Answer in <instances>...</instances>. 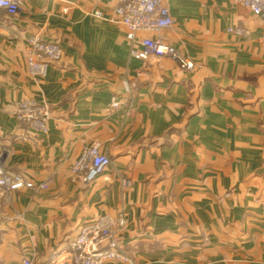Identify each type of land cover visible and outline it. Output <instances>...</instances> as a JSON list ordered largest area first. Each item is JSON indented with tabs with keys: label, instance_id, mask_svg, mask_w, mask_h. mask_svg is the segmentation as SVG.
Masks as SVG:
<instances>
[{
	"label": "crops",
	"instance_id": "crops-1",
	"mask_svg": "<svg viewBox=\"0 0 264 264\" xmlns=\"http://www.w3.org/2000/svg\"><path fill=\"white\" fill-rule=\"evenodd\" d=\"M116 4L0 8V174L48 182L0 189V264H61L85 223L121 211L133 264H264V20L232 0H169L175 24L164 35L193 60L186 71L132 57ZM33 34L64 52L40 80L26 65ZM27 98L49 105L46 133L17 118ZM93 142L110 164L73 181Z\"/></svg>",
	"mask_w": 264,
	"mask_h": 264
},
{
	"label": "built area",
	"instance_id": "built-area-1",
	"mask_svg": "<svg viewBox=\"0 0 264 264\" xmlns=\"http://www.w3.org/2000/svg\"><path fill=\"white\" fill-rule=\"evenodd\" d=\"M169 0H117L113 21L124 26L126 38L130 43L132 57L143 60H159L165 57L176 61L186 71L194 68V62L178 48L169 43L164 31L175 24L168 4ZM248 7L250 11L264 20V0H232ZM22 7V0H0V8L15 15ZM67 11V9L65 10ZM102 16V11H95ZM142 33H154L142 36ZM26 65L29 74L36 80L46 77L50 65L63 57V48L59 42L44 40L38 34L29 36ZM127 93L134 89V83L123 80ZM115 106L119 102L114 103ZM17 118L33 129L47 132L51 110L46 102L27 98L20 101L16 109ZM111 162L108 154L101 150L98 142L86 145L71 166L73 181L90 183ZM128 187L131 181L124 178ZM21 187L47 189L48 182L36 185L16 173L0 174V189L13 190ZM127 226V216L121 211L117 215H103L85 223L78 234L69 240L67 256L61 264H107L110 261L133 264V259L122 250V234ZM22 264H33L31 258L25 257Z\"/></svg>",
	"mask_w": 264,
	"mask_h": 264
},
{
	"label": "rangeland",
	"instance_id": "rangeland-1",
	"mask_svg": "<svg viewBox=\"0 0 264 264\" xmlns=\"http://www.w3.org/2000/svg\"><path fill=\"white\" fill-rule=\"evenodd\" d=\"M137 85L134 86V89L136 88Z\"/></svg>",
	"mask_w": 264,
	"mask_h": 264
}]
</instances>
